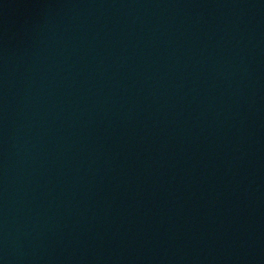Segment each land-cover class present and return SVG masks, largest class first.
I'll use <instances>...</instances> for the list:
<instances>
[{
	"label": "water",
	"instance_id": "95a60500",
	"mask_svg": "<svg viewBox=\"0 0 264 264\" xmlns=\"http://www.w3.org/2000/svg\"><path fill=\"white\" fill-rule=\"evenodd\" d=\"M0 264H264V0H0Z\"/></svg>",
	"mask_w": 264,
	"mask_h": 264
}]
</instances>
